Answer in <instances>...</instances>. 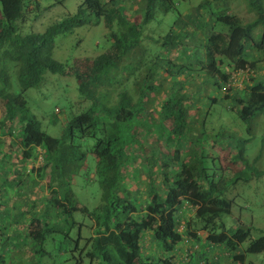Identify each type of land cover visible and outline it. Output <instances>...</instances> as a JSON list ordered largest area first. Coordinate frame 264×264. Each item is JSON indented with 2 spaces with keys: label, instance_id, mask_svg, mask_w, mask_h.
<instances>
[{
  "label": "trees",
  "instance_id": "1",
  "mask_svg": "<svg viewBox=\"0 0 264 264\" xmlns=\"http://www.w3.org/2000/svg\"><path fill=\"white\" fill-rule=\"evenodd\" d=\"M41 12L39 0H0V264H84L85 241L94 264H144L152 247L160 264H246L247 254L262 253L264 237L250 241L240 221L230 235L222 221L235 205L230 188L249 182L243 149L216 129L215 143L223 139L243 165L223 171L200 142L212 136L207 122L190 112L218 105L210 97L218 92L245 123L264 113V0H80L41 33L17 27ZM169 14L163 36L143 31ZM91 19L111 28L112 49L88 73L55 60L56 39ZM48 74L73 77L79 97L52 111L59 137L29 106L28 92L56 79ZM79 181L100 190L93 212L75 192ZM77 213L96 219L91 237L73 236L84 226Z\"/></svg>",
  "mask_w": 264,
  "mask_h": 264
},
{
  "label": "rangeland",
  "instance_id": "2",
  "mask_svg": "<svg viewBox=\"0 0 264 264\" xmlns=\"http://www.w3.org/2000/svg\"><path fill=\"white\" fill-rule=\"evenodd\" d=\"M39 4L41 5L42 10L39 17L35 18V15L33 14L28 16L26 20L21 18L17 22V27L20 28L21 32L27 34L32 32L41 33L45 31V29L51 24L62 21L68 15H74L78 11L80 0H66L63 6H56L50 9L48 8L50 6L49 0H39ZM139 9L140 3L133 8V10L138 11ZM240 10L241 6L239 5L238 11ZM132 19L138 21L141 19V16L136 15ZM173 19V16L170 14L166 15L163 20L161 19V25L159 24L160 21L153 22L144 27L143 31H145L147 35L159 38L166 34L165 32L168 31ZM25 21L27 22L23 23ZM95 22L96 20L91 19L88 24L75 29L72 33L59 36L55 42L53 54L54 59L65 64L69 68L79 67L82 68L84 73L90 72L96 61L95 59L107 51H110L113 42L110 38L111 28L107 27L105 20H101L98 24ZM153 30H155V32ZM148 44L149 42H145L140 50L148 48H145ZM149 47L153 48V45H149ZM48 76H55L54 78L56 79L50 80L51 84H47L42 89L30 90L28 92L29 106L32 111L43 120L44 129L47 133L51 136L59 137L62 132V125H50L48 123L52 118V111L58 112L59 110L67 108V102L65 101L66 97L71 98L75 105H77L79 97L77 98L75 96L76 81H73V77L64 78L62 76L51 74H48ZM72 81L73 83H71ZM69 83L72 87L68 91L65 87ZM59 84L61 87H59ZM73 96H75L77 100H75ZM224 96V94L219 95L218 92L212 93L210 97L218 98L219 104L209 106L208 102L205 101L201 104L200 109L191 110L190 117L197 123L200 122L201 119L207 122L208 130L212 131L209 134L212 136L208 138L202 137L200 142L203 144V150L208 152V155L213 154V156L219 159L223 171L234 174L240 172L243 169V165L241 161H234L233 156L235 150L232 151V149L227 147L223 148V145L220 144L223 142V139L215 143L216 140L214 138L215 135L218 134L216 129H228L232 132L231 138L238 146L237 149L239 147L243 149V155L249 162V169L246 174L251 179L249 178V182L242 180L230 188V195L228 196L230 199L234 200L235 205L232 208L231 216H224L222 221L227 225L230 235L235 233L237 222L240 221L242 225L251 228L250 241L257 240L264 237V113L249 123H245L238 119L234 112L227 110V106H229L231 101L224 100ZM152 107L155 108L157 105L153 104L150 108ZM76 110H74L75 113L80 112L77 108ZM65 111L66 112L63 110V113L59 114V119L64 120V118L68 117L69 111ZM43 113L45 114L44 117L42 116ZM221 114L224 116H221ZM198 127L199 126L195 128L196 131H198ZM248 129L250 136L247 131ZM245 139L250 140L249 143H245L244 147L240 146L238 142ZM212 140L213 142H211ZM161 150L162 153L169 155L166 149L162 148ZM75 192L78 195L80 202L88 207L91 212L101 206V193L97 185H92L91 187L87 185L85 187V185L79 181V183H76ZM190 218L193 219V216ZM76 220L84 226L76 227L75 230H73V236L75 235L78 237L81 232L84 238L91 237V234H93L96 229V219L93 218V216H84L81 213H77ZM74 240H77V238ZM249 242L244 245L245 249L249 246ZM80 249L82 250L80 254L84 253L85 256L84 264H94L92 259L88 256L90 251L87 249L86 241L81 245ZM148 251L149 252L146 255L147 257L142 256L144 259L143 263L160 264L158 258L161 256V253L158 252L155 247H152ZM96 261L97 263L95 264H100L99 260ZM43 264L58 263L54 262L50 257H47V260L43 261ZM136 264L142 263L137 262ZM246 264H264V251L258 254H247Z\"/></svg>",
  "mask_w": 264,
  "mask_h": 264
}]
</instances>
